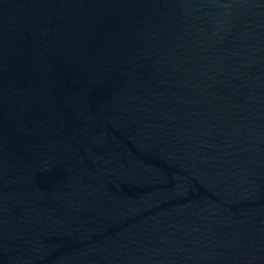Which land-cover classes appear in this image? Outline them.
Returning <instances> with one entry per match:
<instances>
[{
	"label": "water",
	"instance_id": "obj_1",
	"mask_svg": "<svg viewBox=\"0 0 264 264\" xmlns=\"http://www.w3.org/2000/svg\"><path fill=\"white\" fill-rule=\"evenodd\" d=\"M0 264H264V0H0Z\"/></svg>",
	"mask_w": 264,
	"mask_h": 264
}]
</instances>
